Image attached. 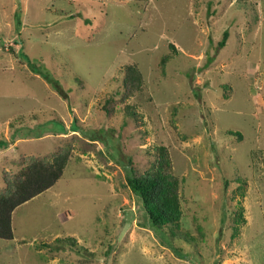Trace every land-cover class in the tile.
<instances>
[{"label":"rangeland","instance_id":"374dc122","mask_svg":"<svg viewBox=\"0 0 264 264\" xmlns=\"http://www.w3.org/2000/svg\"><path fill=\"white\" fill-rule=\"evenodd\" d=\"M129 65L145 81L123 102ZM0 115L26 139L0 155V193L21 153L72 146L14 211L0 264H264V0H0ZM160 145L182 179L175 238L150 228L122 157L144 172Z\"/></svg>","mask_w":264,"mask_h":264},{"label":"trees","instance_id":"16d2710c","mask_svg":"<svg viewBox=\"0 0 264 264\" xmlns=\"http://www.w3.org/2000/svg\"><path fill=\"white\" fill-rule=\"evenodd\" d=\"M227 38L228 31L224 33L221 44H225ZM170 46L174 53L163 56L161 67L164 71L169 61L173 58L172 56L178 53L174 44ZM46 78L50 79L48 76ZM144 81V74L136 65L127 66L124 78L125 92L121 100L124 102L141 91ZM59 90L62 95L67 97L60 87ZM114 103V99H109L108 105H106V110L110 114L115 109ZM124 109L128 116L136 120L141 118L133 105L128 104ZM228 134L232 135L235 133L229 131ZM236 134L241 138V133ZM155 150L156 158L144 172L133 167V159L130 155L122 156L127 162L125 164L128 170L127 181L145 211L150 228L159 236L166 234L175 238V236H178L177 228L180 226L183 217L180 196L182 179L175 174L173 159L168 147L160 145ZM71 154L72 146L67 144L51 155H25L22 157L19 170L15 172L3 171L5 189L0 193L1 239H14L12 224L14 211L19 206L52 188L63 176ZM239 181L242 182L239 192L244 196L247 183L244 180ZM234 216L236 224L234 225L233 235L236 236L239 235L242 225L246 223L244 207L241 203L234 211ZM185 238L189 239L188 237ZM58 241L61 244L67 242L78 246L74 237L58 239ZM86 253L88 252L86 251Z\"/></svg>","mask_w":264,"mask_h":264},{"label":"crops","instance_id":"0c3cea01","mask_svg":"<svg viewBox=\"0 0 264 264\" xmlns=\"http://www.w3.org/2000/svg\"><path fill=\"white\" fill-rule=\"evenodd\" d=\"M9 119L10 116L3 118V116L0 115V155L4 158H6L5 156L7 155V153L9 155L10 151H13V148L18 149L17 146H19V144H21L23 140H26L25 138H21L22 136L10 139L9 134L11 132V128ZM23 155L26 154H20L21 157H23ZM11 162L13 161L11 160Z\"/></svg>","mask_w":264,"mask_h":264}]
</instances>
